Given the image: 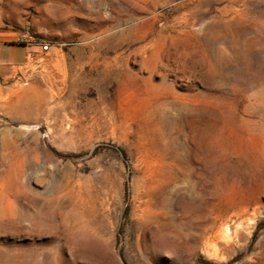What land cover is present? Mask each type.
<instances>
[{"label": "rangeland", "instance_id": "374dc122", "mask_svg": "<svg viewBox=\"0 0 264 264\" xmlns=\"http://www.w3.org/2000/svg\"><path fill=\"white\" fill-rule=\"evenodd\" d=\"M16 39L0 264H264V0H0Z\"/></svg>", "mask_w": 264, "mask_h": 264}, {"label": "crops", "instance_id": "0c3cea01", "mask_svg": "<svg viewBox=\"0 0 264 264\" xmlns=\"http://www.w3.org/2000/svg\"><path fill=\"white\" fill-rule=\"evenodd\" d=\"M42 50V44L18 39L0 42V71L4 72L2 76L5 77L14 69L26 66L31 58H38Z\"/></svg>", "mask_w": 264, "mask_h": 264}, {"label": "bare ground", "instance_id": "6f19581e", "mask_svg": "<svg viewBox=\"0 0 264 264\" xmlns=\"http://www.w3.org/2000/svg\"><path fill=\"white\" fill-rule=\"evenodd\" d=\"M229 74V73H228ZM226 228H218V229H214L213 228V237L215 239H217L218 241L219 240H222L225 238V235H226V231H225ZM227 230V229H226Z\"/></svg>", "mask_w": 264, "mask_h": 264}, {"label": "built area", "instance_id": "2783aa9c", "mask_svg": "<svg viewBox=\"0 0 264 264\" xmlns=\"http://www.w3.org/2000/svg\"><path fill=\"white\" fill-rule=\"evenodd\" d=\"M24 37H26V36H24ZM19 41H22L21 39H18ZM23 41H27V40H23ZM27 42H29V41H27ZM43 50L44 51H48V45H44L43 46Z\"/></svg>", "mask_w": 264, "mask_h": 264}]
</instances>
